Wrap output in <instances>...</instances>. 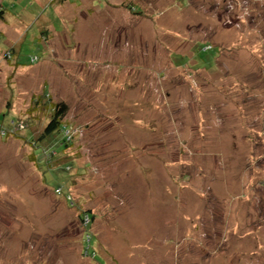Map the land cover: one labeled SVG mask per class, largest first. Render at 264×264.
<instances>
[{
	"label": "rangeland",
	"instance_id": "374dc122",
	"mask_svg": "<svg viewBox=\"0 0 264 264\" xmlns=\"http://www.w3.org/2000/svg\"><path fill=\"white\" fill-rule=\"evenodd\" d=\"M38 1L0 0V264H264V0Z\"/></svg>",
	"mask_w": 264,
	"mask_h": 264
},
{
	"label": "trees",
	"instance_id": "16d2710c",
	"mask_svg": "<svg viewBox=\"0 0 264 264\" xmlns=\"http://www.w3.org/2000/svg\"><path fill=\"white\" fill-rule=\"evenodd\" d=\"M55 1H63V0H55ZM3 12V11H0ZM141 12H139L138 14H140ZM3 16V13L0 15ZM11 52V51H10ZM47 94L43 93L40 97L39 100L41 102V104L34 99L33 100V108L30 110L29 115L34 119L36 116H33V113L38 111V108H41L42 106L43 109L47 110V122L45 124V127L43 129V132L41 135H39L38 139L36 140L34 138L33 135H30V133L26 134V141L30 143V145L33 148L39 147V144H41V141H44V139H48L49 137H51V134H54L56 132H58L61 136V141L59 144L55 145V146H51L49 148H43L42 149V158L45 161V163L47 164L46 166L50 167L51 163L54 161L55 157L58 155H56V150L54 149V147H58L61 146V151L62 149L68 148L70 146H72V143H74L73 141L75 136L72 138L69 135H65V131L66 130H71V123H64L63 119L66 116L67 112H68V106L67 104H65L64 102H60V103H54L49 101V99L46 98ZM9 110L8 104H7V108ZM7 123L5 124L3 121L0 122V137L5 138L4 141H6V139H8V137H12V136H18L20 135V132H26L28 130V126L27 125V120L25 118H18L16 116V118H7ZM22 124V125H21ZM1 132H3V135H1ZM54 149V151H52ZM31 160L34 161V156H30ZM61 179V178H60ZM44 182V181H43ZM64 180L61 179L59 180V183H61L60 185L56 186L54 191L56 190H61L64 194L63 196L66 198V196H70L69 193H66L64 191ZM68 202L71 201V199H67ZM71 205H73L72 201L70 203ZM80 219L82 220V225L84 228H86V233L85 235L88 237L89 239V229L88 226L91 224L90 222L92 221L93 217L92 214L90 212H83V214L81 213L80 215ZM86 219V220H85ZM84 221H87L88 223H84Z\"/></svg>",
	"mask_w": 264,
	"mask_h": 264
},
{
	"label": "crops",
	"instance_id": "0c3cea01",
	"mask_svg": "<svg viewBox=\"0 0 264 264\" xmlns=\"http://www.w3.org/2000/svg\"><path fill=\"white\" fill-rule=\"evenodd\" d=\"M38 1V0H37ZM45 2V0H42V2ZM38 2H40V1H38ZM53 4L55 3H58V2H52ZM87 11H91L90 9H87ZM33 16H28V14H23V12L21 13V16H20V18H21V20L23 21V22H25V23H28L29 25L32 23V18ZM83 17H87V14L86 15H84ZM29 32V29L28 30H26V32L24 33V36L27 34ZM49 35V34H48ZM47 35V37L45 38V41H47V40H49V36ZM23 36V37H24ZM51 38V37H50ZM84 41V40H83ZM86 42V41H85ZM12 46H13V52H14V49H15V47L17 46L16 44L14 45V44H12ZM10 49V48H9ZM100 55V54H99Z\"/></svg>",
	"mask_w": 264,
	"mask_h": 264
},
{
	"label": "built area",
	"instance_id": "2783aa9c",
	"mask_svg": "<svg viewBox=\"0 0 264 264\" xmlns=\"http://www.w3.org/2000/svg\"><path fill=\"white\" fill-rule=\"evenodd\" d=\"M1 135H3V132H1ZM65 135H69V136H71V130H66V131H65ZM56 193H57L58 195H63L62 191L59 190V189L56 190ZM66 198H67V199H71L70 196H66Z\"/></svg>",
	"mask_w": 264,
	"mask_h": 264
},
{
	"label": "clouds",
	"instance_id": "9594fccd",
	"mask_svg": "<svg viewBox=\"0 0 264 264\" xmlns=\"http://www.w3.org/2000/svg\"><path fill=\"white\" fill-rule=\"evenodd\" d=\"M54 193L56 194V196H61V197H64L63 195H58L57 193H56V191H54ZM63 193V192H62ZM64 194V193H63ZM65 198V197H64Z\"/></svg>",
	"mask_w": 264,
	"mask_h": 264
}]
</instances>
